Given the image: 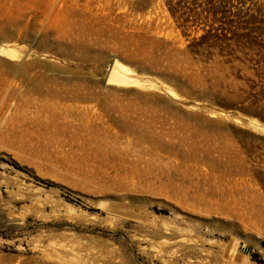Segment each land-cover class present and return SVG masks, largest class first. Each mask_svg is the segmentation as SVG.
I'll return each mask as SVG.
<instances>
[{
  "label": "rangeland",
  "instance_id": "374dc122",
  "mask_svg": "<svg viewBox=\"0 0 264 264\" xmlns=\"http://www.w3.org/2000/svg\"><path fill=\"white\" fill-rule=\"evenodd\" d=\"M6 44L0 264H264V0H0Z\"/></svg>",
  "mask_w": 264,
  "mask_h": 264
},
{
  "label": "bare ground",
  "instance_id": "6f19581e",
  "mask_svg": "<svg viewBox=\"0 0 264 264\" xmlns=\"http://www.w3.org/2000/svg\"><path fill=\"white\" fill-rule=\"evenodd\" d=\"M0 53H5V54H7V56L8 55L9 56L10 55H12V56L16 55L17 56L16 50L9 45H7V46L2 45L0 47ZM135 72L136 71L129 64H127L123 61H120L119 59H115L111 65L110 70H109V73L107 76V83H109L111 85H119V86H132L133 84H137V83L142 84V81L140 82L141 78L139 77V79H140L139 80L136 77ZM170 93L173 95V94H176V91H174L173 89H170ZM254 121L257 122L256 120H254ZM263 125H262V127H263ZM59 248L64 252H68L70 250V248L65 246V245H60ZM240 264H242V262Z\"/></svg>",
  "mask_w": 264,
  "mask_h": 264
},
{
  "label": "trees",
  "instance_id": "16d2710c",
  "mask_svg": "<svg viewBox=\"0 0 264 264\" xmlns=\"http://www.w3.org/2000/svg\"><path fill=\"white\" fill-rule=\"evenodd\" d=\"M206 38H207V35L203 36L202 39H201V41H199L198 44H203L204 41L206 40ZM263 99H264V95H262V96H255L254 103L255 104H259V102L263 101ZM255 114L257 116H259L262 120H264V112H262V111L261 112H255ZM45 183H47L48 185H53L52 182H45Z\"/></svg>",
  "mask_w": 264,
  "mask_h": 264
},
{
  "label": "water",
  "instance_id": "95a60500",
  "mask_svg": "<svg viewBox=\"0 0 264 264\" xmlns=\"http://www.w3.org/2000/svg\"><path fill=\"white\" fill-rule=\"evenodd\" d=\"M119 60H121V59H119ZM122 61V60H121Z\"/></svg>",
  "mask_w": 264,
  "mask_h": 264
}]
</instances>
